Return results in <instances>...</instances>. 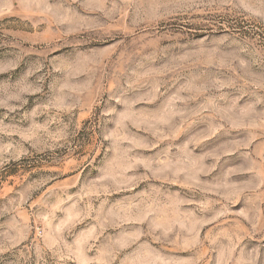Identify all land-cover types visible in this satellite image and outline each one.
I'll return each mask as SVG.
<instances>
[{"label":"rangeland","instance_id":"374dc122","mask_svg":"<svg viewBox=\"0 0 264 264\" xmlns=\"http://www.w3.org/2000/svg\"><path fill=\"white\" fill-rule=\"evenodd\" d=\"M0 264H264V0H0Z\"/></svg>","mask_w":264,"mask_h":264}]
</instances>
